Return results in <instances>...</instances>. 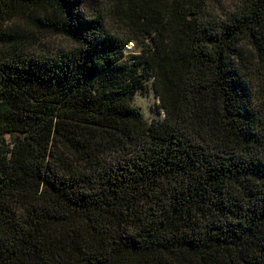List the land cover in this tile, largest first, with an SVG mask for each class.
<instances>
[{
	"label": "trees",
	"instance_id": "obj_1",
	"mask_svg": "<svg viewBox=\"0 0 264 264\" xmlns=\"http://www.w3.org/2000/svg\"><path fill=\"white\" fill-rule=\"evenodd\" d=\"M207 6L0 0V264H264V0Z\"/></svg>",
	"mask_w": 264,
	"mask_h": 264
},
{
	"label": "rangeland",
	"instance_id": "obj_2",
	"mask_svg": "<svg viewBox=\"0 0 264 264\" xmlns=\"http://www.w3.org/2000/svg\"><path fill=\"white\" fill-rule=\"evenodd\" d=\"M241 0H207L208 6L207 10H214L213 12L218 15L225 17L227 13L231 11L236 4ZM42 40L49 45V47L54 52V49L58 48L62 38L56 36H45ZM138 52L139 49L136 48ZM150 74H153V69L149 68ZM146 88L139 90L134 98V105L141 110L145 119L148 123L153 121L161 120L164 118V109L161 108V99L158 96L156 86L154 84V79L148 76L145 79Z\"/></svg>",
	"mask_w": 264,
	"mask_h": 264
},
{
	"label": "clouds",
	"instance_id": "obj_3",
	"mask_svg": "<svg viewBox=\"0 0 264 264\" xmlns=\"http://www.w3.org/2000/svg\"><path fill=\"white\" fill-rule=\"evenodd\" d=\"M61 35L64 37V39L60 42L58 46L62 48L65 52L71 53L79 48V41H77L70 34L64 33Z\"/></svg>",
	"mask_w": 264,
	"mask_h": 264
},
{
	"label": "built area",
	"instance_id": "obj_4",
	"mask_svg": "<svg viewBox=\"0 0 264 264\" xmlns=\"http://www.w3.org/2000/svg\"><path fill=\"white\" fill-rule=\"evenodd\" d=\"M136 48H137V47H136L135 42H134V41H129V42L126 44L124 51H125V53H126L127 55H129V54H134V53H137Z\"/></svg>",
	"mask_w": 264,
	"mask_h": 264
}]
</instances>
